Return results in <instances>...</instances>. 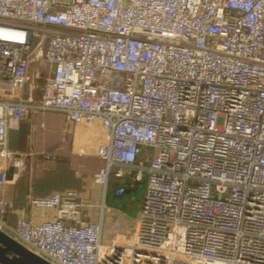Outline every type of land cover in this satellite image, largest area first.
<instances>
[{
  "label": "built area",
  "instance_id": "2783aa9c",
  "mask_svg": "<svg viewBox=\"0 0 264 264\" xmlns=\"http://www.w3.org/2000/svg\"><path fill=\"white\" fill-rule=\"evenodd\" d=\"M32 112L100 123L104 190L124 177L115 167L145 177L131 233L109 242L101 222L74 219L86 202L72 190L29 200L53 220L0 219L34 254L264 264V0H0V190L19 167L7 131Z\"/></svg>",
  "mask_w": 264,
  "mask_h": 264
},
{
  "label": "crops",
  "instance_id": "0c3cea01",
  "mask_svg": "<svg viewBox=\"0 0 264 264\" xmlns=\"http://www.w3.org/2000/svg\"><path fill=\"white\" fill-rule=\"evenodd\" d=\"M55 119L60 120L67 134H71L70 139L66 136L62 138L50 136L54 130L51 122ZM107 146L108 138L99 122L89 126L72 125L60 114L51 116L48 112L30 113L25 120L19 122L17 128H10L7 131L6 148L19 160V167L10 165L8 168V182L0 190V200L9 203V211L4 217L0 216V219L10 227H16L23 219L32 223L53 220L56 217L54 210L32 208L29 200L42 198L54 192L72 190L86 202V206L74 216V219L79 222H101L102 226L105 222L102 240L111 241L114 236L109 231L108 223L112 222V219L115 224L122 223L117 215L122 217L128 215L116 211L104 220L100 218L101 216L98 217L97 203L101 192L95 181L96 160H103ZM125 173L127 174H124L123 179L129 191L125 194L124 201L138 198L134 193L142 187L144 196L145 177L134 190L135 183L132 181L134 173L129 174L126 171ZM132 229L124 233L130 234Z\"/></svg>",
  "mask_w": 264,
  "mask_h": 264
},
{
  "label": "rangeland",
  "instance_id": "374dc122",
  "mask_svg": "<svg viewBox=\"0 0 264 264\" xmlns=\"http://www.w3.org/2000/svg\"><path fill=\"white\" fill-rule=\"evenodd\" d=\"M39 84V89L41 88L42 85V81L38 82ZM36 113V112H35ZM48 115H57V113H48ZM59 115V114H58ZM50 119V118H49ZM51 120V119H50ZM53 124L54 130L51 131V137L53 138H62V137H67L68 139L71 138V134L68 133L67 131L64 130V128L61 126V122L58 119H55L53 122H51ZM105 165V160H96V170L98 173L99 170L104 167ZM114 172L121 170L124 174L125 170L123 168L120 167H115L113 168ZM113 181V177L109 176L108 179V184H107V189L104 190L103 187H101L100 185L98 186V190L99 192H101V196H100V200H98L97 206H98V212L99 215L98 217L102 218V220L106 219L110 214L112 213H116V211L118 212H123L125 213V215L127 214L128 216H123L122 215H117V217L119 218V220H122V223L117 222L115 224L114 219H112V222H109V226L110 229L109 231L112 232V236H115L117 233H124L126 231H130L133 226H134V222H135V218H136V214L137 211L141 205L142 199H143V195H142V191H143V187L141 189L136 190V186L140 185L141 182L135 183L134 189L138 192H136L134 195H136L138 198H134L132 201H128V202H120V199H117V201L119 202H115L113 201L112 197L109 196V193L107 192V190L109 189L110 184L114 187L116 186V183L112 182ZM120 197V196H119ZM121 199H125L124 196H121ZM102 203L104 208H102ZM100 207V208H99ZM106 226V223L104 222V225L102 226V238L104 236L105 233V229L104 227ZM121 231V232H120Z\"/></svg>",
  "mask_w": 264,
  "mask_h": 264
},
{
  "label": "water",
  "instance_id": "95a60500",
  "mask_svg": "<svg viewBox=\"0 0 264 264\" xmlns=\"http://www.w3.org/2000/svg\"><path fill=\"white\" fill-rule=\"evenodd\" d=\"M0 264H51L0 230Z\"/></svg>",
  "mask_w": 264,
  "mask_h": 264
},
{
  "label": "trees",
  "instance_id": "16d2710c",
  "mask_svg": "<svg viewBox=\"0 0 264 264\" xmlns=\"http://www.w3.org/2000/svg\"><path fill=\"white\" fill-rule=\"evenodd\" d=\"M143 159L142 157H139V159ZM111 177H113V181L112 182H114V183H116V186H112L111 184H110V186H109V189L107 190V192L109 193V196H111L112 197V199H113V201H115V202H119V201H117V199H120V202L121 201H123L124 202V200L123 199H121V196H126L125 194L129 191V189H128V187H127V183H125L124 182V179H123V177L122 178H117V177H115L113 174H111L110 175ZM108 184V183H107ZM119 188H124V193L119 197V196H116V194H115V192H116V190H118ZM107 189V188H106ZM135 190V189H134ZM135 194V193H134ZM142 203V202H141ZM141 206V205H140ZM139 209H140V207H139ZM138 209V210H139Z\"/></svg>",
  "mask_w": 264,
  "mask_h": 264
}]
</instances>
